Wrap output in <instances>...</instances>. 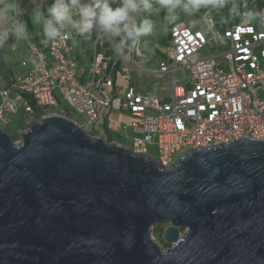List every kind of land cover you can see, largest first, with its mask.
Instances as JSON below:
<instances>
[{"label":"water","instance_id":"95a60500","mask_svg":"<svg viewBox=\"0 0 264 264\" xmlns=\"http://www.w3.org/2000/svg\"><path fill=\"white\" fill-rule=\"evenodd\" d=\"M28 125L0 127V264H264L262 140L163 167L62 115Z\"/></svg>","mask_w":264,"mask_h":264},{"label":"built area","instance_id":"2783aa9c","mask_svg":"<svg viewBox=\"0 0 264 264\" xmlns=\"http://www.w3.org/2000/svg\"><path fill=\"white\" fill-rule=\"evenodd\" d=\"M243 5H249L244 0ZM208 36L192 30L185 23L171 25L168 59L160 62L158 75L171 82L164 101L157 93L142 94L133 88L118 89L125 107L132 110V126L140 132L133 138L134 150L148 153L150 144L159 147L163 165L172 163L174 154L229 144L238 139L262 140L264 143V31L255 26L241 30V20L232 27L218 31L210 11L204 14ZM264 27V24H261ZM70 35L61 32L49 39L47 57L37 44L30 47L38 63L34 71L16 83V88L33 93L39 104L54 103L61 93L84 118L89 130L94 128L98 114L94 93L104 81L93 80L88 87L76 80V63L67 58ZM216 49L217 56L202 57L201 51ZM223 56L225 63L217 59ZM102 57L98 56L92 72H101ZM111 78L107 85H112ZM0 92V118L15 109L21 98ZM109 99L104 102L108 104Z\"/></svg>","mask_w":264,"mask_h":264},{"label":"clouds","instance_id":"9594fccd","mask_svg":"<svg viewBox=\"0 0 264 264\" xmlns=\"http://www.w3.org/2000/svg\"><path fill=\"white\" fill-rule=\"evenodd\" d=\"M115 2L116 0H53L51 6L46 9V16H44L42 13H38L36 15L35 17L36 21L42 22L43 25V32H39V34L38 33L37 34L38 36L41 35L39 38L41 41L44 40V44L41 42V44L37 45V47L42 50V53L47 58H48L47 56L48 47L46 48V45L49 43V39H54L56 37H59L61 35V32H66L70 35V39L67 44L69 47V43L72 40V33L70 32V30L65 28V25H70L80 36L86 38L89 37L94 30H100V35H99L100 39L102 41L106 40V42H109L111 45H114L116 54L107 55L104 52H99L95 54L92 59V62L90 63V68H89L90 81L82 84L79 81L78 60L70 57L69 56L70 52L68 50L67 58L69 60L75 61L76 63V67H75L76 80L80 85L88 87L93 80L100 81L102 79L104 81L103 86L94 91L96 96L102 102L95 103V109L98 114L97 117L98 119L97 122L94 124V128L92 130H89L87 128V126L84 124L83 116L78 112H76L75 108L61 93L57 94L54 103L49 102L47 104H39L33 93H29L26 91L23 92L22 90H18L15 87L17 81L25 76L20 77L16 80L9 79L8 81H6L8 83H6L4 87L0 88V92L3 90L9 91L8 94L11 98H15V96L18 94L21 96V98L17 101L15 109L11 111H7L4 119L0 118V127L2 129H5L7 132H9L15 143H20L22 133H24L29 128L28 124L31 121L33 120L41 121L43 117L50 114L62 115L68 117L72 119L81 128H83L85 131H87L90 135L96 137H102L110 142H114L112 139H109L108 136L100 134L97 131V127L99 126L102 118H105L104 127L105 128L108 127L106 124L108 117L107 115L106 116L102 115L101 110L102 109L111 110L113 104L116 101L120 103L119 107L123 109L121 111L129 115L130 126L133 128L132 126L133 117L131 115L132 110L127 106L125 107L124 100L119 97L117 91L118 89L123 91H128L131 88H133L136 91L138 90L135 87H131L127 90L122 89L119 85L116 84L114 76L121 64H126L129 62V57L124 52L125 48L126 50L128 49L132 53V51H134L133 44L135 43V46H137L136 41L141 36H146L151 33L153 28L152 21L145 18L138 22L137 17L141 13L151 14L155 6L152 0H119V6L113 7V4ZM158 6L160 9H163L165 11V16H164L165 21L168 24H175L179 20L181 12H183L186 15H194L197 12H199V10L202 7L216 9V10H223L224 8L229 6V0H158ZM25 8H18L20 10L15 14L14 22H16L17 25L15 29V35L17 36V38H24L27 36V25L25 24L26 21L24 17L26 14ZM74 9L76 10L75 12L73 11ZM229 15L232 18H239L241 20V30L243 31H251L252 27L255 26L256 24H264V9L258 10L257 8L252 7L241 10V6L237 4L235 0H232L231 7L229 8ZM239 22H236L235 24ZM170 28H169V33H170ZM228 28L230 27H226L224 30ZM224 30H218V31H224ZM258 30L261 29L258 28ZM21 33H23V35H21ZM118 38H120L119 39L120 45L116 44V40ZM7 39H8L7 33L0 35V45H2ZM29 41L30 43L37 44V42L31 40ZM168 43H169L168 45V52H169L171 45V34L169 36ZM168 52L166 53V58H164L160 62L166 61L168 59ZM98 56H101L103 59L100 69L101 72L94 74L92 72V69L94 68L95 61ZM36 57L38 58V56ZM158 70L159 68L157 69V75H158ZM159 77H165V76H159ZM108 78H111L113 81V84L110 86L107 85ZM170 89H171V82H170ZM62 97L65 100H67V103L69 105L64 106L62 109H60V106L63 105V103L61 102ZM108 99H109L108 104H105L104 102H106ZM31 100L33 101V104ZM0 101H1V94H0ZM20 107H22L21 111H19ZM30 107H32L33 109H30ZM75 115H77L78 117L76 118ZM17 116H21V120H22L21 124L16 122ZM14 124H16V127H13ZM133 129L140 132L139 129L136 128ZM19 138L20 141L17 142L16 140ZM118 144L127 146L133 153L141 154L134 150L133 145L130 146L122 143H118ZM191 151L192 150H190L188 153H190ZM186 154L183 155L179 154L177 156V159H179L181 156H184ZM142 155L151 157L148 153ZM154 159H156L163 167H169L177 161V159H175L174 161H172L171 164L163 165L160 162L159 157H156ZM157 223H162L164 231L168 227V224L165 222H157ZM154 225L152 226L151 236L159 244L157 238L155 237L156 235L154 231ZM171 246L172 244H170L169 247ZM163 248L164 250L168 249L165 247Z\"/></svg>","mask_w":264,"mask_h":264},{"label":"crops","instance_id":"0c3cea01","mask_svg":"<svg viewBox=\"0 0 264 264\" xmlns=\"http://www.w3.org/2000/svg\"><path fill=\"white\" fill-rule=\"evenodd\" d=\"M13 1L14 0H0V35L4 33L8 34V39L2 44V55L11 72L8 79L16 80L20 77L30 75L35 69L34 67L38 62V58L32 53L30 47L31 43L28 40V37L17 38L15 35L17 25L16 22H14V18L15 14L20 9L17 8L16 3ZM50 1L53 0H24L26 5L25 9L27 10L26 12H29L30 14L29 16L34 25L33 29L35 30V33L39 34V32H43L42 22H37L35 17L38 13H42L46 16L45 9L51 6V4H49ZM152 2L155 6L152 13H141L137 17L138 22L145 18L152 21L153 28L151 33L146 36H141L136 41L137 46H135V43L133 44L134 51H132V53L125 48L124 52L129 57V62L121 64L114 77L116 84L124 90L135 87L142 94L153 92L158 93L164 101H168L170 81L167 77H159L157 75V69L159 68L160 61L166 58L169 45L168 38L165 35H162L161 30L163 27H166L169 33V28L172 24H168L165 21V11L159 8L158 0H152ZM44 7L46 8L44 9ZM206 9L207 8L202 7L199 11H201L204 15ZM73 11L75 12L76 10L74 9ZM235 19L236 18H230L229 16L226 23L223 24L224 27L221 28L224 29L225 27H231L236 23ZM176 23L186 24V22L182 20H178ZM65 28L70 30L72 33V40L69 43V56L78 60L80 83H87L90 81L89 68L94 55L99 52H104L107 55H115V47L109 42H106V40L102 41L100 39V30H94L91 35L86 38L80 36L70 25H65ZM215 28L216 30H220L216 24ZM259 28L261 30L264 29L262 26ZM21 35H23V33H21ZM119 39L120 38L116 40L117 45H120ZM42 43L44 44V40ZM160 44H164L166 48H162ZM209 50L212 51L213 49ZM213 51V54L211 53L210 55L204 56L201 53V56H217L215 55L217 51ZM157 54H160L163 59L157 58ZM221 57L223 56H218L217 59L223 63L225 59L221 60ZM5 79L6 78L0 74V88L4 87L6 83H8ZM119 105L120 103L116 101L113 104L112 109L108 110L109 113H107L108 119L106 124L109 127V134L107 136H109L114 142L126 144L124 140L128 135H120L117 130L120 128L121 124L126 123L130 125V117L128 114L121 111L123 109L119 107Z\"/></svg>","mask_w":264,"mask_h":264},{"label":"rangeland","instance_id":"374dc122","mask_svg":"<svg viewBox=\"0 0 264 264\" xmlns=\"http://www.w3.org/2000/svg\"><path fill=\"white\" fill-rule=\"evenodd\" d=\"M179 20H182V21L186 22V24L190 28H192L193 30H202L208 36L207 29H206V27L204 25L203 13L201 11L197 12L194 15H186L183 12H181L180 13ZM161 32H162V35H165L167 38H169L170 33H168V30H167L166 27L165 28L163 27L162 30H161ZM160 46L162 48H164V49L166 48L164 44H160ZM209 49H210L209 47H206L201 52L202 55L207 56V55H210L211 53L213 54L214 51L213 50L210 51ZM157 58L163 59V57L160 54H157ZM221 60H224V57H221ZM223 63H225V61ZM162 82H164V81H162ZM61 102L63 103V105L60 106V109H62L64 106H68L69 105L67 103V100H65L63 97L61 99ZM21 110H22V107H20L19 111H21ZM107 113H109L108 110H106V109H102L101 110V114L102 115H107ZM75 116H76V118L78 117L77 115H75ZM16 122H18L19 124L22 123L21 116H17ZM104 122H105V118H102L101 121H100L99 126L97 127V131L100 134L107 136L109 134V127L108 128H105L104 127ZM13 127H16V124H14ZM117 132H119L120 135H122V134H124V136H127L128 135L125 138L124 141H125L126 145H130V146L133 145V139L132 138L138 134V131L137 130L133 129L130 125H128L126 123L125 124H121L120 125V128L117 130ZM16 141L19 142L20 141V138L17 139ZM148 154L151 157H153V158L158 157L159 156V147H158V145L157 144H150L148 146ZM177 156H178V154H174L172 156V160L174 161L175 159H177ZM155 237L157 238L159 244L161 246L165 247V243H164L166 241L165 238L158 237V236H155Z\"/></svg>","mask_w":264,"mask_h":264},{"label":"trees","instance_id":"16d2710c","mask_svg":"<svg viewBox=\"0 0 264 264\" xmlns=\"http://www.w3.org/2000/svg\"><path fill=\"white\" fill-rule=\"evenodd\" d=\"M243 1L244 0H235V2L241 6V10H244L247 8H252V7L257 8L258 10L264 9V0H246V1H249V5H246V6L243 5ZM13 2L16 3L18 8H25V6H26L24 0H14ZM52 2L53 1H50L49 4H51ZM231 3H232V0H229V6L224 8L223 10H216V9H211V8L206 9V11L207 10L210 11L211 17H213L215 24L218 25L220 30H224L226 28L225 27L224 29H222L224 27L223 24L226 23L227 19L230 16L229 15V8L231 7ZM116 6H119V0H117V2H115L113 4V7H116ZM45 8L46 7H44V9ZM25 11H27V10H25ZM0 14H1V12H0ZM204 14H205V12H204ZM29 15H30L29 12L28 13L26 12V14L24 16L25 21H26L25 24L27 25V37L29 40L37 42V44H41L42 41L39 39L41 35L38 36V34L35 33V30L33 29L34 25L31 21ZM203 20H204V15H203ZM235 20H236V22L240 21L239 18H236ZM204 25H205V22H204ZM255 26L258 29L259 27H261V24H256ZM168 40H169V38H168ZM10 73L11 72L8 68V65L6 64V62L3 59L2 45H0V74L6 78L5 80L8 81L9 80L8 77L10 76ZM31 102L33 104L32 100H31ZM109 139H111V138L109 137ZM154 231H155L156 236L164 238V229H163L162 223H156L154 225ZM164 243H165V248H168L170 246V243H167V241H165Z\"/></svg>","mask_w":264,"mask_h":264},{"label":"bare ground","instance_id":"6f19581e","mask_svg":"<svg viewBox=\"0 0 264 264\" xmlns=\"http://www.w3.org/2000/svg\"><path fill=\"white\" fill-rule=\"evenodd\" d=\"M30 109H33L32 107H30Z\"/></svg>","mask_w":264,"mask_h":264}]
</instances>
